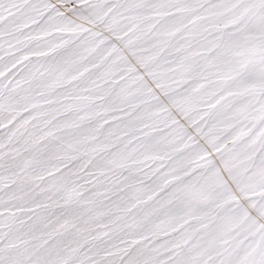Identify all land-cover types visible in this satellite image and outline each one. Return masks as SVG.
<instances>
[{"label":"snow or ice","instance_id":"1","mask_svg":"<svg viewBox=\"0 0 264 264\" xmlns=\"http://www.w3.org/2000/svg\"><path fill=\"white\" fill-rule=\"evenodd\" d=\"M0 264H264V0H0Z\"/></svg>","mask_w":264,"mask_h":264}]
</instances>
